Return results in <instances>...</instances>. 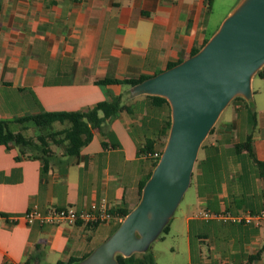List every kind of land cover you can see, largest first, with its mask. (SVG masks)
Listing matches in <instances>:
<instances>
[{
  "label": "crops",
  "instance_id": "1",
  "mask_svg": "<svg viewBox=\"0 0 264 264\" xmlns=\"http://www.w3.org/2000/svg\"><path fill=\"white\" fill-rule=\"evenodd\" d=\"M242 2L0 0V119L13 121L12 130L27 115L115 98L123 106L93 129L78 157L54 154L46 163L0 142V214L7 216L0 222V264H84L115 232L124 219L119 212L138 205L140 182L156 166L146 153L166 145L172 106L135 94L132 85L100 80L149 78L188 59ZM251 88L250 99L225 107L202 143L169 232L151 244L156 264H264V223L196 215L264 210V182L248 144L251 136L255 157L264 161V66ZM34 205L44 211L95 205L113 216L28 223L24 214Z\"/></svg>",
  "mask_w": 264,
  "mask_h": 264
},
{
  "label": "water",
  "instance_id": "2",
  "mask_svg": "<svg viewBox=\"0 0 264 264\" xmlns=\"http://www.w3.org/2000/svg\"><path fill=\"white\" fill-rule=\"evenodd\" d=\"M264 65V0H243L211 39L188 59L133 86L166 97L172 125L138 205L84 264H117L116 255L148 249L188 189L199 149L238 94L252 97V76Z\"/></svg>",
  "mask_w": 264,
  "mask_h": 264
},
{
  "label": "trees",
  "instance_id": "3",
  "mask_svg": "<svg viewBox=\"0 0 264 264\" xmlns=\"http://www.w3.org/2000/svg\"><path fill=\"white\" fill-rule=\"evenodd\" d=\"M209 4H212V0H209ZM195 50L193 54L198 52ZM174 64L171 65V67ZM264 65H262L263 67ZM262 67L258 70V73H261ZM147 77L133 78V79H111L106 78L100 80L101 83H126L129 85H136L137 83L143 81ZM157 99L169 103V100L160 95H154ZM235 96L232 100L236 99ZM239 100L247 101L245 97H241ZM123 106L121 105V99L115 98L112 101H100L94 106L88 107L84 110H73V111H52L46 113H38L34 115H27L24 117H18L14 121L24 123L28 121H34L35 124L41 128L51 127L56 122L61 124L68 123L67 127L60 129L54 133H51L50 136L57 144L65 143V151L63 156H67L69 159L71 157H78L79 153L83 146L91 141L93 138V129L101 126L106 119L116 114ZM101 111H104L105 114L101 115ZM13 121L0 119V142L1 143H13L18 146L23 153H28L32 157L42 158L46 163L54 155L53 151L49 146L48 136L40 135L37 139L26 136L23 132H15L10 128V123ZM214 126L210 130L212 132ZM61 135L59 138L57 136ZM249 148L251 154L259 168L261 177L264 182V161L257 159L253 152L252 147V137L248 139ZM150 146V144H149ZM151 150V146L149 147ZM63 162H67L68 159H61ZM152 174V173H151ZM151 174L140 182L139 185V194L142 196L143 188L150 178ZM129 210L120 211L119 214L122 218H125ZM171 221V219H170ZM170 221L164 227L163 232L158 238L164 237L170 229ZM34 256V255H32ZM117 264H156L155 257L152 252L151 246L141 252H134L131 255H123L118 253L116 255Z\"/></svg>",
  "mask_w": 264,
  "mask_h": 264
},
{
  "label": "built area",
  "instance_id": "4",
  "mask_svg": "<svg viewBox=\"0 0 264 264\" xmlns=\"http://www.w3.org/2000/svg\"><path fill=\"white\" fill-rule=\"evenodd\" d=\"M163 150L148 151L146 154L154 158L156 164L158 163ZM197 216L205 218H220L225 221L255 223L260 225L264 223V210L258 213H241L234 214L228 211L212 213L209 211H199ZM112 213L106 207H96L95 205L89 210H77L73 207H49L45 211L41 210L38 206L34 205L25 214L24 218L28 223H52L61 224L67 223L74 225L79 221L88 222H104L112 218ZM7 220V216L0 214V222ZM192 264H246L238 263L235 261H220V262H198Z\"/></svg>",
  "mask_w": 264,
  "mask_h": 264
},
{
  "label": "rangeland",
  "instance_id": "5",
  "mask_svg": "<svg viewBox=\"0 0 264 264\" xmlns=\"http://www.w3.org/2000/svg\"><path fill=\"white\" fill-rule=\"evenodd\" d=\"M216 9L217 10H223L224 7L223 6H216ZM213 17L214 18L215 17H218V15L217 14H214ZM257 73H258V71L254 75H257ZM236 96H237V98L234 99V100H231L229 104H232L234 101L241 99V97H244L242 94H238ZM68 125H69L68 123L61 124L59 122H56L51 127L41 128V127L37 126L34 121H28V122L24 123L23 126L20 125L19 128L16 127V126H13L12 128H13V130L15 132L21 131L26 136L32 137L34 139H37L40 135L48 136L49 146H50L51 150L53 151L54 154L60 155V153H63L64 154V151H65V143H63V144H57L53 140V138L50 136V134L51 133H54V132H56V131H58L60 129H63L64 127H67ZM60 136L61 135L57 136V138H59Z\"/></svg>",
  "mask_w": 264,
  "mask_h": 264
}]
</instances>
